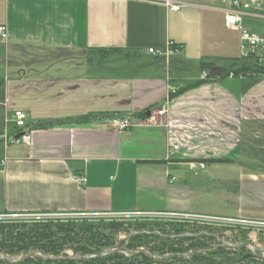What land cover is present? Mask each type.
Returning <instances> with one entry per match:
<instances>
[{"label":"crops","instance_id":"obj_1","mask_svg":"<svg viewBox=\"0 0 264 264\" xmlns=\"http://www.w3.org/2000/svg\"><path fill=\"white\" fill-rule=\"evenodd\" d=\"M229 1L0 0V131L21 110L31 134L0 144V216L264 223V73L242 71L241 41V29L264 38V0L240 30L226 25ZM169 42L174 55L148 53ZM202 64L226 73L201 82Z\"/></svg>","mask_w":264,"mask_h":264},{"label":"trees","instance_id":"obj_2","mask_svg":"<svg viewBox=\"0 0 264 264\" xmlns=\"http://www.w3.org/2000/svg\"><path fill=\"white\" fill-rule=\"evenodd\" d=\"M92 52L108 55L118 53L120 50L92 49ZM249 59L255 60L252 57ZM202 68H204V70H210L213 67L211 65L202 64ZM246 70L250 71L243 66L242 71ZM254 71L259 72L263 71V69L256 66ZM223 72L224 75L226 70H223ZM212 79L213 77H209L201 82H208ZM53 223L54 222L51 221L50 223H35L34 225H1L0 252L12 256L22 255L37 250L45 255L68 256L69 254L66 251L70 250L74 256H85L100 254L114 245L111 236L101 233L99 228L94 224H77L74 220H69L66 223ZM118 226L119 225H111L112 229H117L119 228ZM173 226L174 227L170 230L172 233H165L164 228L155 230L136 229L133 231V234L131 233L132 237L128 243H122V245L126 244V249L145 248L148 250L147 253L149 254L138 252L137 254L128 256L121 252H112L103 257L69 261H47L40 257H35L16 263H10L0 259V264H216V261L210 257L212 253H208L205 256L196 253L192 255L190 259H185L183 257V254L189 250L201 247V245L197 243L199 242V238H213L214 235H212V233L208 232V235H203L201 233L197 236V233H190L182 230L181 226ZM114 231H112V233ZM155 253L169 254L170 256L163 259H156L153 256ZM250 264L263 263L254 261Z\"/></svg>","mask_w":264,"mask_h":264},{"label":"built area","instance_id":"obj_3","mask_svg":"<svg viewBox=\"0 0 264 264\" xmlns=\"http://www.w3.org/2000/svg\"><path fill=\"white\" fill-rule=\"evenodd\" d=\"M255 0H230L229 5L230 9L226 11L225 21L226 25L229 29L240 30V24L242 20V15L244 11H247L251 8V4ZM180 8L179 5H172L171 9L177 11ZM0 38L7 39V30L4 25H0ZM241 41L244 48L243 56L245 58L252 57L259 64L264 62V38L259 35L250 32L247 29H241ZM169 48L166 52H162L160 50L151 48L148 49V53L155 57H164L168 58L171 55H174L177 52L176 44L173 42H169ZM230 76H233L231 73ZM201 80H206L209 78V71L204 70L200 75ZM158 116H163L165 114V110L162 109L158 111ZM27 115L24 111L17 110L14 112L13 122H14V130L11 133L0 131V144L4 147H10L12 145H21L28 144L31 141V134L28 131L27 126ZM114 126L118 129L126 130L131 127V122L129 121H114ZM192 169H196L198 165L196 163L189 164ZM201 168H204L203 164L199 165ZM80 183H86L85 177L78 178ZM27 215V214H26ZM46 215V216H71V217H79L83 218L86 216H78V215H58V214H40L37 216ZM3 216V215H1ZM0 216V217H1ZM11 216V215H6ZM3 216V217H6ZM126 216H137V217H158V218H170L177 220H186L193 221L202 224H217L220 226H238L245 229H264V223L258 221H245V220H228L216 217H203V216H188V215H166V214H131V215H101V217H126ZM87 217H97V216H87Z\"/></svg>","mask_w":264,"mask_h":264},{"label":"rangeland","instance_id":"obj_4","mask_svg":"<svg viewBox=\"0 0 264 264\" xmlns=\"http://www.w3.org/2000/svg\"><path fill=\"white\" fill-rule=\"evenodd\" d=\"M251 67L250 72H253L255 67H260L259 63H257L255 60H249ZM249 72L248 70H246ZM245 71V72H246ZM264 73V68H263ZM6 216V215H3ZM0 217V226H6V225H15L20 226L23 224L26 225H34L35 223H50L53 221L54 223H62L67 222L69 220H74L77 224H94L101 233L107 234L111 236L112 241L114 242L113 247L106 249L104 252L113 250V249H119L122 254L131 256L134 254H137L138 252H145L147 253V249L145 248H139V249H126V244L131 239L133 231L136 229H147V230H155L158 228H164V232H171L170 230L174 227L173 225H177L178 227L181 226L182 230H185L186 232L190 233H197L196 235L199 236L202 232H210L213 234L220 235L221 237L227 239L236 241L239 240L241 237L248 238L251 241H254L255 238L263 239L264 242V229H245L238 226H220L217 224H202L198 222L193 221H186V220H177V219H170V218H158V217H137V216H126V217H71V216H46L41 215L37 216L35 214H16L6 217ZM188 222V223H185ZM53 223V224H54ZM111 225H119L117 229H112ZM176 226V227H177ZM175 227V228H176ZM177 227V228H178ZM55 228V227H54ZM241 229V230H240ZM115 230V231H114ZM244 231L245 233L248 231L250 233H247V237H245V233H239V231ZM112 231H114L112 233ZM132 233V234H131ZM172 233V232H171ZM189 236V235H188ZM253 237V238H252ZM126 243L122 245V243ZM125 248V249H124ZM69 255H73L70 250L66 251ZM101 252V253H104ZM149 254V253H147ZM23 255V254H22ZM168 254H161V253H155L153 256L156 259H163L165 257H169ZM14 257H19L21 255H12ZM187 256H190L187 254Z\"/></svg>","mask_w":264,"mask_h":264},{"label":"flooded vegetation","instance_id":"obj_5","mask_svg":"<svg viewBox=\"0 0 264 264\" xmlns=\"http://www.w3.org/2000/svg\"><path fill=\"white\" fill-rule=\"evenodd\" d=\"M242 232L245 233L243 230L239 231V233ZM247 233L250 232L247 231L245 237H247ZM202 234L208 235L205 232H202ZM212 235H214V237L211 239L199 238V242L197 243H199L201 247L189 250L183 254V257L185 259H190L192 255L196 253L204 256L208 253H212L210 257L216 261V264H250L254 261L264 264V242L262 238L258 239V241H256L257 238L251 241L248 238L241 237L239 240L232 241L217 234L212 233ZM254 248H259L260 250H255ZM187 254L190 256H187Z\"/></svg>","mask_w":264,"mask_h":264},{"label":"water","instance_id":"obj_6","mask_svg":"<svg viewBox=\"0 0 264 264\" xmlns=\"http://www.w3.org/2000/svg\"><path fill=\"white\" fill-rule=\"evenodd\" d=\"M223 74V70L219 67H213L211 68L210 72H209V77H219ZM150 114H148L149 116ZM255 250H260L259 248H254ZM121 250L119 249H113V250H109L106 251L104 253H100V254H95V255H85V256H74V255H68V256H51V255H45L43 253H41L40 251H31L29 253L23 254L19 257H14L5 253H1L0 252V259L5 260L7 262L10 263H16V262H20V261H24L28 258H35V257H40L44 260L47 261H56V260H87V259H91V258H97V257H103L107 254H110L112 252H119Z\"/></svg>","mask_w":264,"mask_h":264}]
</instances>
